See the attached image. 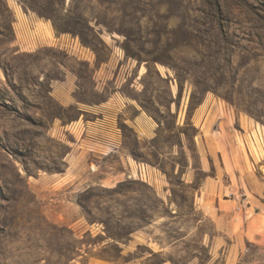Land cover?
I'll return each mask as SVG.
<instances>
[{
    "label": "rangeland",
    "instance_id": "374dc122",
    "mask_svg": "<svg viewBox=\"0 0 264 264\" xmlns=\"http://www.w3.org/2000/svg\"><path fill=\"white\" fill-rule=\"evenodd\" d=\"M114 92L154 127L139 152L119 126L146 181L84 140L101 115L78 107ZM228 134L206 187L222 147L201 138ZM229 184L247 234L214 251ZM95 257L264 264V0H0V264Z\"/></svg>",
    "mask_w": 264,
    "mask_h": 264
},
{
    "label": "crops",
    "instance_id": "0c3cea01",
    "mask_svg": "<svg viewBox=\"0 0 264 264\" xmlns=\"http://www.w3.org/2000/svg\"><path fill=\"white\" fill-rule=\"evenodd\" d=\"M118 96H119L118 92L111 93L105 101L99 104L79 106L78 111L80 112L81 116H88L91 113L92 114L99 113L101 115V117L95 118L93 121H86V119L83 120V136L85 137L84 140H88L87 138H89V140H92V142H94L93 144L97 148L95 149L99 153H101L102 156L104 157L109 156L110 158L114 159L113 162L115 165L122 166L126 170V172L123 174L132 175L133 173L136 174L138 172L139 163L141 164H145V163L138 161L143 159L142 154L139 153L140 156L138 157V155L136 156L134 152H132L126 146V137L121 133L119 127L120 123L128 127L134 134L135 140L140 147L139 152H143L148 149V144H149L148 139L149 137H151L150 134H152L154 127L150 122V118L146 115V113L143 111L141 107L137 105L134 106L132 102H122V104H120ZM63 101L64 98H62V102ZM129 109H131L132 114L128 113ZM80 120L81 119H78V121L76 122L69 123L64 127V129L67 132L69 131L73 132L74 124L75 125L78 124ZM87 123H91L93 125L92 131L97 132V135H95L96 133L94 134V132H91L89 130L90 126H88ZM201 139L206 144L211 143L212 145H214L216 142L217 144H220L222 147L221 151L216 149L215 152L209 150L205 153L206 155L205 160L207 161V166L209 168L205 167V165L203 164V158L200 157V161H201L200 171L204 173L203 183L206 187H208L211 181L219 180L216 174H215V178L208 176V173L211 172L212 165H214V162L212 160L213 154L215 153L218 157V160L223 164V160H222L223 153H225L228 157L234 154L233 152L234 138L233 136H229L228 134L225 136H220L219 138L216 137L215 139L213 138H201ZM106 148H108V150H106ZM228 160L233 163V160H231L230 158H228ZM188 170L189 169H187L186 171L187 173H185L184 175L191 177L192 173L191 171ZM223 171H225L224 165H223ZM228 187L232 194H236L233 198H229L225 200L226 202H228L227 206L232 207V216L230 217L226 213V214H221L219 217H217L215 222L220 224V226H217V229L219 230L217 237H213L212 239L214 251L220 250L222 244L228 238H230L232 241L235 240L236 246H239L240 243L244 242L245 234H247V231L243 228L245 218L243 216L239 217V215L243 213L244 202L240 201L239 198L240 195L238 194L237 191H234L232 184H229ZM234 226H237L236 231L234 230ZM131 237L132 238L131 240H129V244L127 245L119 244L120 256L123 257L126 253L124 247L130 246L132 243L134 244L139 243L136 234L132 235ZM230 248L232 249L233 252L232 245L230 246ZM137 261L138 259H134L132 262L124 263V264H136ZM88 264H115V263L110 262L101 257H95Z\"/></svg>",
    "mask_w": 264,
    "mask_h": 264
},
{
    "label": "built area",
    "instance_id": "2783aa9c",
    "mask_svg": "<svg viewBox=\"0 0 264 264\" xmlns=\"http://www.w3.org/2000/svg\"><path fill=\"white\" fill-rule=\"evenodd\" d=\"M145 167L143 164L139 163L138 172L136 173L140 180L146 181V176L144 173ZM144 175V177H142Z\"/></svg>",
    "mask_w": 264,
    "mask_h": 264
}]
</instances>
